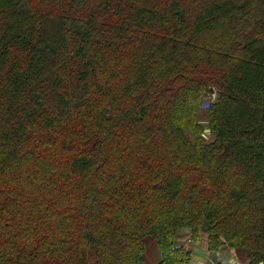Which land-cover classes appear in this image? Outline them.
I'll return each mask as SVG.
<instances>
[{
    "label": "trees",
    "instance_id": "1",
    "mask_svg": "<svg viewBox=\"0 0 264 264\" xmlns=\"http://www.w3.org/2000/svg\"><path fill=\"white\" fill-rule=\"evenodd\" d=\"M203 236L264 264V0H0V264Z\"/></svg>",
    "mask_w": 264,
    "mask_h": 264
},
{
    "label": "rangeland",
    "instance_id": "2",
    "mask_svg": "<svg viewBox=\"0 0 264 264\" xmlns=\"http://www.w3.org/2000/svg\"><path fill=\"white\" fill-rule=\"evenodd\" d=\"M203 98H204L205 102L203 101L201 103V110L202 111H201V114H200V116L198 118V123H199V125L201 126V129H202L201 137L207 142V141L210 140V134H209V124H208L207 117H206V114H205V111L204 110L206 109V103L207 102L210 103V102H212L214 100V92L213 93H211V92L208 93ZM186 133L189 135L188 131ZM205 241H206L205 240V237L203 236V237H201V239L197 243H191V244L188 243L189 244L188 247L190 246L192 248V252L193 251L196 252V251L200 250V251H204L207 254H209V251L207 250L206 242ZM202 244H205V245H202ZM201 246L203 248H205V249H203ZM199 248H202V249H199ZM224 250L228 251L230 249L223 248L222 250H220L218 252H213V253L211 252V255H213V256H215V254L218 255L219 252L224 251ZM230 251H232V250H230ZM148 254H149V252H148ZM148 261L150 263H152V260H149L148 259Z\"/></svg>",
    "mask_w": 264,
    "mask_h": 264
},
{
    "label": "crops",
    "instance_id": "3",
    "mask_svg": "<svg viewBox=\"0 0 264 264\" xmlns=\"http://www.w3.org/2000/svg\"><path fill=\"white\" fill-rule=\"evenodd\" d=\"M205 245V244H202ZM202 247V246H201ZM203 248V247H202ZM199 248V249H202ZM188 249L190 250L191 254V264H244L241 261H239L236 257L233 251H221L218 255L215 254V256L207 254L204 251H196L192 252V248L189 246ZM205 249V248H203ZM213 257V258H212ZM154 262V261H153Z\"/></svg>",
    "mask_w": 264,
    "mask_h": 264
},
{
    "label": "water",
    "instance_id": "4",
    "mask_svg": "<svg viewBox=\"0 0 264 264\" xmlns=\"http://www.w3.org/2000/svg\"><path fill=\"white\" fill-rule=\"evenodd\" d=\"M210 92H213L212 90H210Z\"/></svg>",
    "mask_w": 264,
    "mask_h": 264
}]
</instances>
